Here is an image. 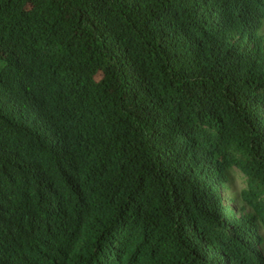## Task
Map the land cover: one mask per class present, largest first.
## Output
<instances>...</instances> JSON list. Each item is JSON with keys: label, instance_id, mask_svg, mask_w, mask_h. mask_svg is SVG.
<instances>
[{"label": "trees", "instance_id": "16d2710c", "mask_svg": "<svg viewBox=\"0 0 264 264\" xmlns=\"http://www.w3.org/2000/svg\"><path fill=\"white\" fill-rule=\"evenodd\" d=\"M261 214L264 0H0V264H264Z\"/></svg>", "mask_w": 264, "mask_h": 264}, {"label": "rangeland", "instance_id": "374dc122", "mask_svg": "<svg viewBox=\"0 0 264 264\" xmlns=\"http://www.w3.org/2000/svg\"><path fill=\"white\" fill-rule=\"evenodd\" d=\"M233 184L235 186V190L237 193H240L245 187H246V178L245 176L237 169L233 170ZM228 204H230L234 208H241L242 203L238 200H233L232 198H229L227 201Z\"/></svg>", "mask_w": 264, "mask_h": 264}, {"label": "clouds", "instance_id": "9594fccd", "mask_svg": "<svg viewBox=\"0 0 264 264\" xmlns=\"http://www.w3.org/2000/svg\"><path fill=\"white\" fill-rule=\"evenodd\" d=\"M225 188H226V189L228 188L227 184L225 185ZM258 224H259L261 227H264V214H261V216L259 217V219H258Z\"/></svg>", "mask_w": 264, "mask_h": 264}]
</instances>
